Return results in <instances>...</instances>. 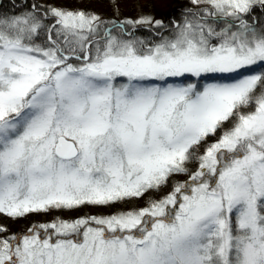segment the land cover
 <instances>
[{
  "label": "snow or ice",
  "instance_id": "obj_1",
  "mask_svg": "<svg viewBox=\"0 0 264 264\" xmlns=\"http://www.w3.org/2000/svg\"><path fill=\"white\" fill-rule=\"evenodd\" d=\"M113 2L0 0V264H264V0Z\"/></svg>",
  "mask_w": 264,
  "mask_h": 264
},
{
  "label": "rangeland",
  "instance_id": "obj_2",
  "mask_svg": "<svg viewBox=\"0 0 264 264\" xmlns=\"http://www.w3.org/2000/svg\"><path fill=\"white\" fill-rule=\"evenodd\" d=\"M58 2H62L69 7H87L106 17L112 16L115 9L113 0H58ZM182 2L184 0H119V7L122 15L131 16L141 10L137 6V4H140L144 6V11H151L160 16L163 12L160 9L161 6L167 9L171 4Z\"/></svg>",
  "mask_w": 264,
  "mask_h": 264
},
{
  "label": "trees",
  "instance_id": "obj_3",
  "mask_svg": "<svg viewBox=\"0 0 264 264\" xmlns=\"http://www.w3.org/2000/svg\"><path fill=\"white\" fill-rule=\"evenodd\" d=\"M161 10H163V12L161 13V14H164L165 12H167L168 11V8L166 9V7H163L162 8V6H161V8H160Z\"/></svg>",
  "mask_w": 264,
  "mask_h": 264
}]
</instances>
